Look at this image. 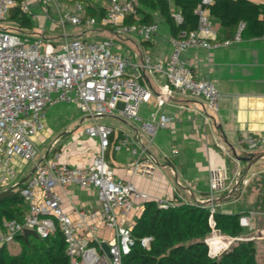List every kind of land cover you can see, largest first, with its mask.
I'll list each match as a JSON object with an SVG mask.
<instances>
[{
    "label": "built area",
    "instance_id": "obj_1",
    "mask_svg": "<svg viewBox=\"0 0 264 264\" xmlns=\"http://www.w3.org/2000/svg\"><path fill=\"white\" fill-rule=\"evenodd\" d=\"M62 0H42L52 4L58 12L57 24L64 30L66 24L109 27V35L96 40L81 36H66L54 41L42 33H22L7 24L10 11L18 7L29 14L23 0H0V164L15 155L28 161L35 159L36 147L32 137L45 126L46 107L57 101L73 102L92 117L107 115L127 121H138L141 129L152 135L158 128L166 127L171 117L160 114L157 119H142L137 111L141 103L154 94L160 107L178 94L200 99L204 109L216 110L219 90L211 79L197 78L182 52L195 46L212 48L231 45L241 38L243 22H239L232 37L212 39L209 5L214 0H200L193 12L197 26L181 29L170 37V53L165 61H153L145 56L133 62L115 48V40L128 33H137L149 40L156 30L154 23H138L135 0H108L105 13L95 19L79 14L82 4L74 1V12L61 10ZM178 22L181 17L173 13ZM128 17L134 20L126 22ZM140 69L164 79L156 93L139 80ZM84 132L98 139V149L84 166L70 165L62 160L61 151L35 162V169L19 189L28 210L20 220L3 221L1 240L14 241L23 229L34 230L46 237L59 229L65 241L69 264H126L123 257L139 242L147 246L150 237L136 239L131 235L129 214L137 202L148 199L131 180L119 178L105 160V151L113 133L111 125L93 120L85 125ZM248 153L264 150V136L247 135L240 140ZM55 142V141H54ZM128 148L135 164L145 152L132 145L122 134L114 149ZM176 152V150H174ZM91 185L96 189L99 210H79V220L73 221L65 211L55 187L69 183ZM212 194L207 200H212ZM168 201H159L165 206ZM213 203L209 210L213 211ZM248 217L241 216L240 224L248 225ZM97 219L112 232L108 254L82 234L83 225ZM127 220V222H126Z\"/></svg>",
    "mask_w": 264,
    "mask_h": 264
},
{
    "label": "crops",
    "instance_id": "obj_2",
    "mask_svg": "<svg viewBox=\"0 0 264 264\" xmlns=\"http://www.w3.org/2000/svg\"><path fill=\"white\" fill-rule=\"evenodd\" d=\"M23 1L29 9L35 7L40 12L37 16L27 14L32 21V33H42L57 42L63 40V34L68 37L81 36L90 41L105 38L110 33L109 27L97 25L66 24L64 30H61L57 20L54 22L52 17L51 23L46 26L49 10L44 14L38 8V5L44 4L42 0ZM74 1L82 4L79 14L92 15L95 19L105 13L108 4V0H62L61 10L74 12ZM249 1L260 4L264 0ZM169 3L172 13H178L172 0ZM56 13L58 14L57 10ZM151 14L157 32L155 30L149 40L138 37L137 33H128L115 40V48L133 62H138L145 56L153 61H165L170 53L172 35L169 28L162 21L158 30L156 20L163 19L156 12ZM263 16L262 13L259 15ZM210 19V40L232 37L238 23L243 22L240 20L233 31L229 32L223 29L218 18L210 14ZM7 24L16 26L12 21H7ZM181 57L187 60L195 77L211 79L217 85L220 95L216 110L204 109L200 99L178 94L158 107L153 94L148 101L139 105L138 115L142 119H157L160 114H166L171 120L166 127L158 128L154 134L148 135L137 120L127 121L107 115L92 117L85 115L73 102H54L46 107L44 128L32 137L37 149L35 159L26 161L15 155L5 165L0 164V192L19 190L25 182L21 181L30 173L35 162L43 157H50L56 150L61 151L62 160L70 165H87L97 152L98 139L89 137L84 132V127L96 120L113 127L105 160L119 178L131 180L147 193L148 199L169 201L177 196L188 203L201 201L209 205L206 201L210 193L214 198L227 193L234 186L236 174L233 172L232 160L238 163L239 169H244L247 163L236 157L249 154L245 143L240 140L247 135L264 136V34L249 36L241 31L240 40L231 45L189 47L182 52ZM140 73L139 80L149 85L153 93L164 83L163 78L147 71L140 69ZM122 134L128 136L132 145L144 148L145 152L137 164L128 148L114 149V144ZM262 160L264 157L256 160L245 176L250 172L254 173ZM54 190L73 221L79 220V210L100 209L96 189L91 185L81 186L72 182L56 186ZM225 199L216 202L221 210L240 211L242 215L249 213L245 215L248 223L255 225L256 211L253 213L249 209L223 207L229 204V200ZM142 203L143 201L137 202L130 212L128 221L131 225L139 215ZM27 210L26 204L23 215ZM3 231L4 228L0 227V244ZM82 234L89 239L91 245H99L100 248L101 243L107 244L112 238V232L97 219H87ZM11 243L19 244V241L14 239Z\"/></svg>",
    "mask_w": 264,
    "mask_h": 264
},
{
    "label": "trees",
    "instance_id": "obj_3",
    "mask_svg": "<svg viewBox=\"0 0 264 264\" xmlns=\"http://www.w3.org/2000/svg\"><path fill=\"white\" fill-rule=\"evenodd\" d=\"M200 0H172L180 21H176L169 0H135L138 23L153 22L151 12H156L167 24L169 32L175 36L181 29H193L197 26V15L193 12ZM209 13L221 22L226 31H233L242 20V33L255 36L264 34V1L255 4L249 0H214L209 5ZM90 17H93L90 15ZM8 21L22 33H32L30 17L13 8ZM134 19L128 17L126 22ZM111 135L109 136V141ZM110 145V144H109ZM109 147V146H108ZM107 147V150H108ZM26 208V202L19 190L0 192V227L8 219L20 220ZM240 211H223L214 206L212 212L205 204L188 203L174 196L165 206L152 199L142 203V209L131 225V235L136 239L148 236L147 246L138 241L123 257L126 264H258L256 248L252 239H239L231 243L219 255H210L209 245L220 246L223 239L213 235L205 241L211 232L223 233L231 237L244 236L246 230L239 222ZM21 248L9 253L5 243L0 244V264H69L65 252V241L59 229L46 237L24 235L19 232L14 237Z\"/></svg>",
    "mask_w": 264,
    "mask_h": 264
},
{
    "label": "rangeland",
    "instance_id": "obj_4",
    "mask_svg": "<svg viewBox=\"0 0 264 264\" xmlns=\"http://www.w3.org/2000/svg\"><path fill=\"white\" fill-rule=\"evenodd\" d=\"M38 8H40V10L44 12V14H45V11L49 10V12L47 13L49 19L47 21L46 26H48V23H51L50 17L54 19V22L57 20L58 14L56 13V9L54 8L52 4H48V5L40 4L38 5ZM32 13L35 14L36 16L40 14L38 9H36L35 7H32V9L31 8L29 9V14L31 15ZM156 21H157L158 30H159L161 28V24L163 23L162 22L163 20H161L160 18H157ZM156 32H157V28H156ZM138 37L143 38L141 35H139ZM234 165H236L235 168H234ZM237 165L238 163L232 160L233 172L234 174L236 173L233 185L236 179L239 178L240 173L242 171V169H239V166ZM252 169H254V166L252 167ZM247 177L245 176V178L239 184L237 189H235L233 193L225 199V200H229V204L224 205L223 207L231 208L234 206L237 209L244 208V209L253 210V213L254 211H256L255 225L251 226L248 224L244 226L246 233L244 234V236H241V237H231L223 233L213 231L208 236L205 237V241L208 242V239L212 237L213 235H218L219 237L223 239L222 240L223 243H221L220 246L218 247L213 248L210 244H208L210 255L215 256V255H219L223 250H225L234 241L252 237L253 238L252 240L254 241L255 248H256L258 264H264V160H262L260 166L255 170V172L254 173L250 172ZM210 195L208 196V198L210 197ZM212 197L214 198L215 196L212 195ZM213 204H214L213 205L214 207L216 203H213ZM216 207L220 208L217 205ZM246 214L248 215L249 213H245L241 216H245ZM239 222H240V218H239ZM7 247H8L7 250L9 253H14L15 251L18 252L20 250L21 244L20 243L19 244L9 243Z\"/></svg>",
    "mask_w": 264,
    "mask_h": 264
},
{
    "label": "water",
    "instance_id": "obj_5",
    "mask_svg": "<svg viewBox=\"0 0 264 264\" xmlns=\"http://www.w3.org/2000/svg\"><path fill=\"white\" fill-rule=\"evenodd\" d=\"M54 141H55V140H54ZM54 141H53L52 144H54ZM236 157H237L238 159L245 160L247 163H246L244 169H242L239 178L236 179L234 186H233V187H232L227 193H225L224 195H222V196H220V197H217V198H213L212 200H207V201H206L207 203H209V204H210V203H216V202L219 201V200H222V199H224V198L229 197V196L233 193V191H234L235 189H237V187H238L239 184L242 182V180L245 178L246 172H247V170L249 169V167H250V166H251L256 160H258V159L264 157V150H263V151L253 152V153H249V154H247V155H245V156H243V157H241V156H240V157H239V156H236ZM40 160H42V159H40ZM34 169H35V164H34L32 170L30 171V173H29V174H28V175H27V176H26L21 182H24V181H25V180L31 175V173L34 171ZM197 204H204V202L198 201ZM21 232H22L24 235L31 234V235H33V236H35V237L38 236L37 233H36L34 230H32V229H28V228L23 229ZM100 246H101V249L104 251V253H105L106 255H109V254H108V245H107L106 243H101Z\"/></svg>",
    "mask_w": 264,
    "mask_h": 264
}]
</instances>
